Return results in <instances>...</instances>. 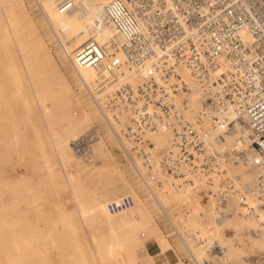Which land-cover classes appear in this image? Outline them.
I'll list each match as a JSON object with an SVG mask.
<instances>
[{
    "label": "built area",
    "instance_id": "2783aa9c",
    "mask_svg": "<svg viewBox=\"0 0 264 264\" xmlns=\"http://www.w3.org/2000/svg\"><path fill=\"white\" fill-rule=\"evenodd\" d=\"M57 5L76 6L72 0ZM95 28L111 30L110 41L101 43L91 33L72 49L69 60L95 72L92 93L115 81L124 67L140 74L139 83L108 95L104 108L128 115L124 124L117 121L115 139L140 180L151 176L145 187L158 183V162L165 174L185 184L200 178L205 189L199 194L218 209L228 207L235 196L236 208L252 213L242 189L221 164H237L251 151L264 167V0H112L101 8ZM188 78L203 97L194 117L188 116L185 101ZM228 111L235 118H227ZM154 131L172 136L171 148L159 159L146 136ZM229 138L225 152L215 150ZM255 184H264V173ZM261 188L257 186V196L264 198ZM133 205L131 196H123L110 201L107 210L116 213ZM161 214L171 230L167 237L175 236L184 247L168 213L161 209Z\"/></svg>",
    "mask_w": 264,
    "mask_h": 264
},
{
    "label": "bare ground",
    "instance_id": "6f19581e",
    "mask_svg": "<svg viewBox=\"0 0 264 264\" xmlns=\"http://www.w3.org/2000/svg\"><path fill=\"white\" fill-rule=\"evenodd\" d=\"M58 1L59 0H36L35 3L50 25L51 39L58 42L59 48L56 50V58L60 61L61 65L68 70L77 86L78 95L73 96L70 103L81 107L82 121H89L91 115L96 116L99 114L104 121L111 124L115 135H117L120 132L117 121L124 124L127 114L120 109H115L113 111L105 109L104 104L107 101L106 97L125 84L139 83L141 79L140 74L134 69L124 67L123 72L115 81L108 85H104L99 92L92 93L90 90H92L91 88L96 80L95 72L88 67L81 65L75 66L69 60V54L72 49L77 47L91 33H94L97 40L101 43L110 41L112 31L107 28H95V21L101 8L112 0H72L76 6L70 9H60L57 5ZM24 11L22 0H0V128L2 126L11 127L16 121V105L19 106L18 110L22 111V114H24L28 122H30V114L28 112L33 109V106H36L46 124L43 137L34 129L30 131L35 155L39 164L43 172L49 178V181L53 180L59 172L63 173L64 178H66L69 184H72L74 183V175L71 170L74 166L72 160L77 159V155L73 152L74 148L72 145H74L73 143H75L74 141L78 138L79 134L76 131H71L68 134H61L48 124L51 122L53 115L52 111L55 110V106L60 105L56 101L55 95L57 94L56 91L60 84L59 79L62 72L59 69L56 59L49 54L48 50L44 49L43 40H32L33 37L29 38L28 41L23 39L19 29L22 26L21 23L24 18ZM25 21L29 27H34L33 20L27 16H25ZM118 56L124 60L122 53L119 52ZM47 63L50 65L49 71L41 68V66ZM188 80L190 91L185 95V101L188 106V116L194 117L201 108L203 97L198 84L189 78ZM26 84L31 93L25 92ZM61 84H63L65 89L62 88L63 90L61 89L59 94H64L67 89V84L63 81ZM225 115L229 119L235 118L234 113L231 111H228ZM5 133L10 140H13L16 135L14 128ZM146 136L147 138H157L161 142H170L169 149L171 148L172 136L167 131H154L148 133ZM231 141V138L226 139V142L217 145L215 150L220 153L225 152ZM102 147L103 142L99 137L94 148L92 151L88 150L87 155L93 157L92 155H95ZM54 159L57 161L55 162ZM259 162L258 155L250 151L247 153V159L245 161H239L236 165L230 163L221 164L224 171L234 174L232 178L236 181L237 185L241 187L247 205L254 208V210L252 213H246L245 210L234 212L233 215H235L231 218V222H228V225L235 237L232 239H222L220 237L216 246L218 251L208 255L218 254L224 261L231 260L237 261L239 264H245L244 255L247 252V245L249 243L260 249H264V209H262V206H264V198H259L256 191L257 186H261V189H264V184H255L258 176L264 173V167L260 166ZM84 165L86 166L88 164ZM154 172L158 174V171ZM159 172L161 171L159 170ZM144 179L146 180L145 177ZM148 179L150 180L149 177ZM200 180V178L193 180L192 185L197 186ZM173 182H167L168 184H166L172 185L168 187L173 188L174 184H171ZM177 182L178 181H176V183ZM31 183L27 173L24 169H21L15 177L0 184L1 187H7L9 193V206H13L16 194L19 192L24 193V191L30 187ZM148 187L149 191L152 193H150L151 197H155L158 205L165 210L167 207L166 201L168 198L170 199V193L167 192L168 198H165V191L163 192L164 194H162L160 188L158 190L150 186ZM187 193L188 188L186 187L181 190H176L175 196L176 198H183ZM174 194L175 193H173V195ZM76 201L77 203L73 211L68 212L59 207L57 219L47 225L44 231L46 236L45 243L48 249L57 251L62 247L60 241L56 239V235L67 239L66 242L73 250L72 255H74L78 264H89L88 260L85 258V253L81 249L82 245L76 240L78 225L87 228L91 222L96 221L106 224L111 229H116V231L120 229L123 231L137 229L143 232L149 231L148 228L150 227H146L142 224L141 217L132 216L131 207L116 213H110L107 210V204L111 200L100 199L99 201H95L89 198H80ZM171 204L173 205L174 201H172ZM225 209L223 210L220 208L218 217L224 216ZM147 215L148 213L145 214L146 217L149 216ZM190 219V221L193 220L192 217ZM213 220H211L213 222V224L211 222L212 233L218 234L224 224L217 218ZM184 221L186 222L185 219ZM190 221L189 223L192 224H190L191 226L189 225V227L185 229L180 227L178 231L183 236L185 246L196 264H210L211 261L209 262L205 258L207 243L203 244L199 242L201 234L203 233L200 228L201 223L199 224L195 221L192 223ZM243 228L248 229L249 233L247 235L241 233ZM113 229L110 230L111 233H114ZM3 230L14 234L15 232L27 230L29 234L28 239L31 242L35 243L39 240L36 226L32 224L26 227L22 219L17 216H10V218L5 219L0 224V232ZM192 232H194L193 237L190 236ZM188 233L190 234L188 235ZM165 241L166 240L163 239L156 243L152 254V264H173L169 261V257L165 252ZM212 243L209 244L213 245ZM124 247L125 245L123 242L111 238L102 245L101 250L94 252V261L97 264H104L106 261L116 264L121 260ZM3 249H6V247L4 246ZM41 260L44 264H48V252L41 253ZM13 261L17 264H24L18 254L14 255Z\"/></svg>",
    "mask_w": 264,
    "mask_h": 264
},
{
    "label": "rangeland",
    "instance_id": "374dc122",
    "mask_svg": "<svg viewBox=\"0 0 264 264\" xmlns=\"http://www.w3.org/2000/svg\"><path fill=\"white\" fill-rule=\"evenodd\" d=\"M22 1L25 13L21 23L22 26L19 30L23 39L28 41L29 38L33 37L32 40H43L44 49L48 50L49 54L56 59L62 72L60 79L58 78L60 84L57 87V94L55 95V99L60 105L55 106V110L52 111L51 122L48 124L61 134L76 131L79 136L76 139L77 141L75 140V143H73L75 146L72 145L77 159L72 160L75 166L71 168L74 175V183L69 184L66 178H64L63 173L59 172L53 180L49 181L35 155L30 131L34 129L43 137L46 130V124L36 106H33V109L28 112L30 114V122H28L22 111L18 110L19 106L16 105V121L11 126L16 131L13 140L8 139L5 133L12 129L10 126H2L0 128V184L15 177L21 169H24L32 182L24 193L19 192L16 194L13 206H9L7 187H1L0 185V224L5 219L10 218V216H17L22 219L26 227L34 224L39 235L38 242L33 243L28 239L29 234L27 230L15 232V234L4 230L1 231L0 264H17L13 261L15 254H18L24 264H44L41 260V253L46 252H48V264H78L74 255H72L73 250L66 242L67 239L56 235V239L62 244V247L59 249L60 251L47 248L45 243V227L57 219L59 207L68 212L73 211L77 203L76 200L80 198H89L95 201H99L100 199L112 201L123 196H131L134 199V205L130 208L132 216L141 217L142 224L150 227L148 228L149 231L143 232L138 229L129 231L120 229L116 231V229L112 228L114 233H111L110 230L112 229L108 225L96 221L91 222L87 228L78 225L76 240L82 245L81 249L85 253V258L89 264H97L94 261V252L101 250L102 245L111 238L120 240L125 245L121 260L116 264H152L153 249L156 243L163 239L166 240L164 247L168 257L169 254L174 256L177 264H193L189 261L191 256L187 247L184 246L187 250L185 251L178 238L173 235L169 238L167 237L171 235V230L161 214V209L164 208L158 205L155 197H151L152 193L149 191V187H145L143 184V182L148 183L151 181V176L146 174L144 176L146 180L144 178L142 179L143 182L140 180L119 151L112 126L108 125L99 114L96 116L91 115L89 121L81 120V107L70 103L71 98L78 95L77 86L71 74L56 58V50H58L59 45L58 42L53 41L50 37V25L42 11L38 9L35 3L36 0ZM25 16L33 20L34 27L28 26ZM41 68L49 71L50 65L47 63L41 66ZM62 81L66 82L67 89L64 94H59L62 88L65 89L63 84H61ZM25 92L31 93L27 84ZM99 137L102 139L103 147L95 155H92L93 157H89L87 155L88 150L92 151ZM148 139L154 145L153 155L157 159L169 149L170 142H161L157 138ZM54 161L56 162L57 160L54 159ZM84 164L88 165L85 166ZM154 171H158V174H154L155 180L158 179V183L151 188L158 190L160 188L162 194L165 191V194H167H164L165 198H168V193H170V199L168 198L166 201L167 207L165 208V212L168 213L176 228L179 229L181 227L185 229L189 227L191 224L189 221L192 217L193 220L190 222L201 223L200 228L203 233L199 242L203 244L207 243L206 260L211 261L210 264H239L237 261H224L218 254L208 255L218 251L216 246L220 237L222 239H232L235 237L228 225V222L235 215L233 213L240 211L238 207L236 208L237 199L235 196L230 198V203L225 209L224 216L218 217L220 208L218 209L216 203L207 196L199 194L200 191L205 189L202 187V180H200L197 186H193L192 183L185 184L178 177L165 173L163 175L158 162H156ZM227 175L231 178L234 176L232 172H228ZM162 176L166 177L163 178ZM171 181H174L171 183L174 184V189L168 187L172 185H167ZM176 181L178 182L176 183ZM186 187L188 188V193L183 198H176V190ZM173 193L175 194L173 195ZM172 201H174L173 205L171 204ZM146 213H148V217L145 216ZM183 218L186 222L188 220V222L186 223ZM214 218H217L224 224L218 234H213L211 230V220ZM193 233L190 235L191 237H193ZM241 233L247 235L249 231L247 228H243ZM147 245L151 246V251L148 250ZM4 246L6 249H3ZM244 256L245 264H264V249L253 246L251 243L247 245V252ZM185 260H187L186 263H184ZM104 264L115 263L106 261Z\"/></svg>",
    "mask_w": 264,
    "mask_h": 264
},
{
    "label": "crops",
    "instance_id": "0c3cea01",
    "mask_svg": "<svg viewBox=\"0 0 264 264\" xmlns=\"http://www.w3.org/2000/svg\"><path fill=\"white\" fill-rule=\"evenodd\" d=\"M147 247H148V250L151 251V246L150 245H147ZM169 261L171 263H173V264H176L177 263L176 258L174 256L170 255V254H169Z\"/></svg>",
    "mask_w": 264,
    "mask_h": 264
}]
</instances>
